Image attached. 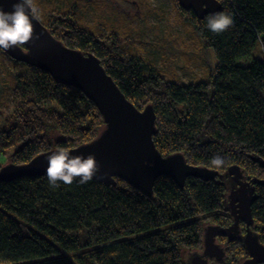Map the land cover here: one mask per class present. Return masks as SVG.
<instances>
[{
	"label": "trees",
	"instance_id": "trees-1",
	"mask_svg": "<svg viewBox=\"0 0 264 264\" xmlns=\"http://www.w3.org/2000/svg\"><path fill=\"white\" fill-rule=\"evenodd\" d=\"M172 1L190 32L189 65L208 63L204 50L214 52L217 64L207 81L180 82L174 72L168 77L128 50L117 33L87 27L78 12L58 6L45 14L44 3L35 0L44 19L34 15L66 47L95 55L138 110L154 107L162 156L181 154L189 165L221 176L188 178L184 189L164 176L154 182L153 198L121 179L107 185L76 178L58 188L47 176L0 181V264H190L207 226L233 224L227 197L241 177L264 179V165L256 161L264 162V0H218L234 19L220 35L206 28L207 16L199 20ZM257 48L261 56L254 58ZM0 70L7 74L0 158L12 149L9 164H28L59 147L72 150L100 134L101 113L79 90L3 50ZM216 155L226 161L219 170L211 166ZM256 189L254 233L264 244V186ZM238 242L220 264L243 263L248 255Z\"/></svg>",
	"mask_w": 264,
	"mask_h": 264
},
{
	"label": "water",
	"instance_id": "water-1",
	"mask_svg": "<svg viewBox=\"0 0 264 264\" xmlns=\"http://www.w3.org/2000/svg\"><path fill=\"white\" fill-rule=\"evenodd\" d=\"M176 1L179 7L187 12L192 11L199 20L222 11L218 0ZM15 2L17 0H0V7L9 12ZM32 23V40L23 47L15 46L4 52L27 66L48 73L57 83L79 90L99 109L104 120L100 134L91 143L70 150L72 155L95 154L100 170L92 179L107 185L113 184L115 179H121L153 198L154 182L164 176L176 182L181 189H184L188 178L221 176L200 166L189 165L181 154L162 156L154 139L157 134L154 107L150 105L143 111L138 110L124 96L95 55L84 54L63 45L34 14ZM53 151L43 153L25 165L10 163L3 166L0 181L11 182L22 177L44 178L47 176V156ZM256 161L264 165L260 159ZM257 186L263 187L264 179L252 178L246 181L241 177L236 191H231L227 197V212L233 218L232 226L207 228L204 251L194 257L192 264H208L209 259L221 256L222 249L216 244L217 237L236 236L242 222L247 226L243 244L248 255L242 264H264V244L251 231L256 225L252 207L258 198Z\"/></svg>",
	"mask_w": 264,
	"mask_h": 264
},
{
	"label": "rangeland",
	"instance_id": "rangeland-1",
	"mask_svg": "<svg viewBox=\"0 0 264 264\" xmlns=\"http://www.w3.org/2000/svg\"><path fill=\"white\" fill-rule=\"evenodd\" d=\"M50 1L54 2L52 6L47 5V0H41L45 5V9H42L43 13L47 14L58 6L65 12H78V16H82L87 27H96L107 35L117 33L128 50L143 56L147 62L152 63L168 77L174 72L180 82L192 83L197 78L207 81L213 74L217 60L210 49L204 50L202 55L208 63L196 60L197 63L192 62L189 65L192 52L189 50L191 48L190 32L177 13L172 0ZM73 8L75 10L72 11ZM36 14L44 19L39 9ZM252 56L260 57V49L257 48ZM6 76L7 74L0 70V82L4 79L0 84V94ZM12 152V149L7 150V154L1 156L2 165L9 164L8 156Z\"/></svg>",
	"mask_w": 264,
	"mask_h": 264
},
{
	"label": "clouds",
	"instance_id": "clouds-1",
	"mask_svg": "<svg viewBox=\"0 0 264 264\" xmlns=\"http://www.w3.org/2000/svg\"><path fill=\"white\" fill-rule=\"evenodd\" d=\"M37 11L35 0H17L12 10L0 7V50L8 51L15 46L29 43L33 38V14ZM206 28L216 35L223 34L234 26L233 16L226 12L211 13L206 18ZM46 169L49 185L58 188L60 182L71 185L76 178L84 184L92 180L100 170L94 153L72 155L68 148L59 147L47 156ZM226 164L223 157L216 155L211 166L222 169Z\"/></svg>",
	"mask_w": 264,
	"mask_h": 264
},
{
	"label": "flooded vegetation",
	"instance_id": "flooded-vegetation-1",
	"mask_svg": "<svg viewBox=\"0 0 264 264\" xmlns=\"http://www.w3.org/2000/svg\"><path fill=\"white\" fill-rule=\"evenodd\" d=\"M245 180V179H244ZM231 219H232V222H233V218H232V216H231ZM211 226H213V225H210V226H207L205 229H204V231H203V242H202V246H203V244H204V239H205V230L207 229V228H210ZM232 226V224L231 225H229V227H231ZM254 229H255V226L253 227V228H251V231L254 233ZM247 235V226H246V224H245V222H242L241 224H240V229H239V233L236 235V236H232V237H229V236H219V237H217V239H216V244L222 249V254H221V256L219 255V256H216L215 258H211V259H209V263L208 264H220V262L222 261V259L224 260L225 259V254L227 253V252H229L230 251V249H231V247L233 246V243H235V241L236 240H238V241H240V242H238V243H241V244H243V238L245 237ZM235 237V238H234ZM244 245V244H243ZM204 251V246H203V248H202V250L200 251V254L202 253ZM194 255H193V258L195 257V256H197V255H200V254H197V253H193ZM247 258H248V256H247ZM246 258V259H247ZM246 259H244V260H246ZM225 261H223V263L222 264H225L224 263ZM244 262V261H243ZM190 264H192V261L190 262ZM242 264V263H241Z\"/></svg>",
	"mask_w": 264,
	"mask_h": 264
}]
</instances>
